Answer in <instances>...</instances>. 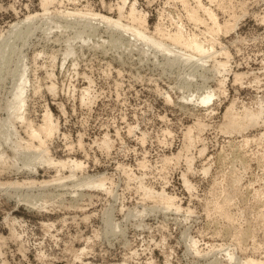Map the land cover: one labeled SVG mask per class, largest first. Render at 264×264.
Returning <instances> with one entry per match:
<instances>
[{"label": "rangeland", "instance_id": "1", "mask_svg": "<svg viewBox=\"0 0 264 264\" xmlns=\"http://www.w3.org/2000/svg\"><path fill=\"white\" fill-rule=\"evenodd\" d=\"M41 1L0 0V52L8 48L0 56V118L23 72L26 117L37 128L49 110L58 124L46 143L50 156L83 163L60 181L66 186L0 188V264H244L249 258L264 264V0H199L219 24H236L215 36L217 55L202 57L159 50L97 20L85 26V19L63 17L65 10L92 9L115 20L119 14L130 26L127 13L135 6L148 34L180 26L208 40L203 9L202 25L186 14L198 0H50L46 15ZM29 15L35 18L26 20ZM23 19L26 25L14 28ZM211 90L209 103L197 99ZM228 110L246 126L224 129ZM248 111H259L254 125ZM12 122L0 127L9 156L0 164V183L70 173L45 164L31 172L20 168V155L15 167L3 137L32 139L25 123ZM189 127L191 138L185 137ZM91 176L106 179L89 187ZM154 190L175 203L166 209Z\"/></svg>", "mask_w": 264, "mask_h": 264}, {"label": "bare ground", "instance_id": "2", "mask_svg": "<svg viewBox=\"0 0 264 264\" xmlns=\"http://www.w3.org/2000/svg\"><path fill=\"white\" fill-rule=\"evenodd\" d=\"M43 1V2H42ZM41 1V5L43 6L42 7V9H44V11H43V13L44 12H46L47 11V5H49V2H50V0H42ZM178 1V0H177ZM180 1V0H179ZM184 1V0H183ZM189 1V0H188ZM201 1V0H200ZM199 0L197 1V4H196V6L195 7H190V8H188L187 10H186V8H184L186 11H187V13L186 14H188V19H191L192 21H193V23L194 24H196V23H200L201 24V22H204V17L203 18H201L200 17V15H199V11L201 10V9H203L202 11H204L205 13H206V15H207V19H209L210 20V22L209 23H211L210 25L211 26H209L208 27V23L206 24V26L208 27V28H206L207 29V31L209 32V34H210V39H209V36H208V40L205 38V36H207L206 34L208 33H206L205 34V36H204V38L207 40H203V39H201V37L199 36V34H195V33H191V34H189V32H188V34H184V31L182 30V28L180 27V26H178L177 27V29L173 32V33H165L164 31H166V30H162V28H160L159 26L158 27H155L154 29H155V32L156 33H154V34H148V32H146L144 29H143V27L141 28V26H143V23L145 22L146 23V21H145V17H141V15H139V13H138V16L135 14V12H136V8H134L133 6L132 7H130L129 9H130V11L127 13V14H129L130 16H127V17H131V20L133 21V23H131V25L129 26V25H126L125 23H123L122 24V20H120V18H119V14H118V18L115 20V19H112V18H110V17H108V16H105V15H102V14H100L99 12L98 13H96L94 10L92 11V9L91 10H85V11H63V17H65V18H67V19H69V18H71V20H72V18H73V21H75L76 20V18L78 19H85V21H81V22H84V25H85V22H86V25H88L89 24V20H93V21H98L97 23L98 24H100V23H103L104 25H107V26H111L112 28H121L122 30H124V32L125 31H129L130 32V36L132 37V38H137V39H139V40H141L143 43H145V44H147V45H150V46H154L155 48H157V49H159V50H163V51H167L168 53H174V48H178L177 50H179V52H181V50H183L182 52L184 53V54H186V52H184V51H187V52H189L190 51V54L189 55H184V56H186V57H190V56H194L195 54H197L199 57H200V55L201 54H205V53H208L209 55L210 54H216V52L217 51H214V44H215V42H216V35L218 34V33H220L221 32V30H223V31H227V30H229V29H234V25H236L235 23H229V22H226L225 23V21H224V24H222V26H221V24H219L218 23V21H217V18H216V15H215V13H213L214 11H211V9L209 10L208 9V7L206 8V6L204 7L203 5H202V2H200ZM204 1V0H203ZM209 1V0H208ZM213 1H215V0H213ZM222 1H224V0H222ZM52 2V1H51ZM50 2V3H51ZM190 2V1H189ZM217 2H218V0H217ZM216 2V3H217ZM181 3V2H180ZM185 2H183L182 4H184ZM196 3V2H195ZM194 3V4H195ZM210 3H212L211 2V0H210ZM223 2H221V4H222ZM225 3V2H224ZM133 4V3H132ZM132 4H130V5H132ZM194 4H193V6H194ZM241 4V3H240ZM134 5V4H133ZM185 5V4H184ZM183 5V6H184ZM205 5V4H204ZM217 5H220V4H218L217 3ZM122 6V5H121ZM186 6V5H185ZM191 6V5H190ZM222 6L223 7H225L224 6V4H222ZM232 6V5H231ZM186 7H188V6H186ZM227 7V6H226ZM226 7H225V9H226ZM119 8V7H118ZM219 8H220V6H219ZM232 8V7H231ZM123 9V8H122ZM136 9V10H135ZM233 9V8H232ZM118 10V9H117ZM121 10V9H120ZM221 10H222V7H221ZM227 10H230V8H228ZM226 10V12H228ZM48 12V11H47ZM59 12V11H58ZM118 12H120V11H118ZM137 12H139V10L137 11ZM203 12V13H204ZM62 12H60V14H61ZM217 13V12H216ZM230 13H231V11H230ZM232 13H233V10H232ZM232 13H231V15H232ZM235 13H236V11H235ZM45 14V13H44ZM122 14H123V12H122ZM144 14V13H143ZM43 15V14H42ZM46 15V14H45ZM57 15H58V13H57ZM120 15H121V13H120ZM229 15V14H228ZM231 15H229L230 17H234L235 16V14H234V16H231ZM237 15V14H236ZM61 16V15H60ZM38 17V16H37ZM121 17V16H120ZM171 17V16H170ZM186 17V16H185ZM35 17H32L31 18V16L29 15V17L27 16V19L26 20H30V19H34ZM62 18V17H61ZM55 19H56V17H55ZM75 19V20H74ZM78 19V20H79ZM177 19H179V16L177 17ZM235 19L237 20V17H235ZM26 20L24 21V19H23V21L21 20V22H18V23H15V25H13L14 26V28H16V27H19V25H20V23L23 25V24H25L24 22H26ZM62 20V19H61ZM64 20V19H63ZM88 21V23H87V21ZM180 20V19H179ZM228 20H229V17H228ZM60 21V20H59ZM172 21V20H171ZM206 21V20H205ZM226 21H227V19H226ZM232 21V20H231ZM234 21V20H233ZM55 22V21H54ZM78 22V21H77ZM181 21H179V23H180ZM236 22V21H235ZM27 23V22H26ZM68 23V22H67ZM76 23V22H75ZM90 23H92V22H90ZM93 23H96V22H93ZM92 23V24H93ZM181 23H183V22H181ZM206 23V22H205ZM59 24V23H58ZM91 24V25H92ZM26 25V24H25ZM28 25V24H27ZM85 25V26H86ZM94 25V24H93ZM92 25V26H93ZM141 25V26H140ZM158 25V24H157ZM156 25V26H157ZM202 25V24H201ZM203 25H204V23H203ZM177 26V25H176ZM196 26V25H195ZM162 27V26H161ZM20 28V27H19ZM163 28V29H164ZM194 28H196V27H194ZM184 29V28H183ZM198 29V28H197ZM205 29V28H204ZM84 30V29H83ZM203 32H204V30H202ZM82 32V29L79 31H77V33H76V36H77V38L78 37H81V33ZM121 32V31H120ZM168 32V31H167ZM224 32V33H225ZM13 33V32H12ZM11 33V34H12ZM153 33V32H152ZM202 33V32H201ZM8 34V33H7ZM10 34V35H11ZM15 36H17V37H21L20 36V32H19V30H17V31H15L14 33H13ZM123 34V33H122ZM129 34V33H128ZM208 34V35H209ZM3 35H5V34H3ZM204 35V34H203ZM219 35V34H218ZM2 36V35H1ZM0 36V37H1ZM8 37V36H7ZM76 38V39H77ZM81 39V38H80ZM165 39H168V40H170V42L168 43ZM1 40H4V37H1ZM18 40V39H17ZM21 40V39H20ZM168 43V44H171V45H173V46H171V45H166L165 44V41ZM218 40V39H217ZM218 42V41H217ZM3 43V42H2ZM10 43V42H9ZM218 43H220V42H218ZM217 44V43H216ZM3 45H4V43H3ZM3 45H2V48H3ZM7 45V44H6ZM1 46V45H0ZM9 46H11L10 44H9ZM214 46V47H213ZM220 46V45H219ZM218 46V47H219ZM7 47V46H6ZM15 47V46H14ZM13 47V48H14ZM17 47V46H16ZM145 47V46H144ZM149 47V46H148ZM5 48V47H4ZM4 48L2 49V51L0 52V56H3L4 54H5V50L6 49H8V48H6L5 50H4ZM12 48V49H13ZM221 48V47H220ZM9 49H11V48H9ZM146 49H147V46H146ZM224 49V48H223ZM68 50V49H67ZM149 50V49H148ZM155 50V49H154ZM218 50V49H217ZM225 50V49H224ZM224 50L222 51V49H221V52H224ZM9 51V50H8ZM70 51H71V49H70ZM162 51V52H163ZM10 52H12V51H10ZM9 52V53H10ZM68 51H66V53H67ZM72 52V51H71ZM70 52V53H71ZM181 52V53H182ZM220 52V51H219ZM219 52H217V53H219ZM69 53V52H68ZM158 54V53H157ZM160 54H162V53H160ZM223 54H226V51H225V53H223ZM8 55V54H7ZM68 55V54H67ZM174 55H175V53H174ZM174 55L172 56L173 58H175L174 57ZM213 55V56H214ZM217 55V54H216ZM5 56V55H4ZM164 56H166V55H164ZM168 56H170V55H168ZM167 56V57H168ZM171 56H170V58H171ZM211 56V55H210ZM210 56H207V54H206V57L208 58V57H210ZM163 57V56H162ZM196 57V56H195ZM201 57H202V55H201ZM221 57V56H220ZM226 57H228L227 56V54H226ZM166 58V57H165ZM169 58V57H168ZM214 58V57H213ZM176 59V58H175ZM177 59H178V57H177ZM180 59H181V57H180ZM186 59V58H185ZM184 59V60H185ZM199 59V58H198ZM210 59H211V57H210ZM228 59V58H227ZM202 60V59H201ZM166 61H167V59H166ZM206 61V60H205ZM214 61H216V58H215V60ZM228 61V60H227ZM168 62V61H167ZM173 62V59H172V61H171V63ZM175 62V61H174ZM177 62H180V61H177ZM189 62V61H188ZM194 62V61H193ZM202 62V61H201ZM204 62V61H203ZM230 62V61H229ZM169 63H170V61H169ZM176 63V62H175ZM183 63V62H182ZM206 63V62H205ZM213 64V63H212ZM217 64V63H216ZM218 66L220 67L221 66V68L222 67H225L226 66V60L225 61H221V60H219L218 61ZM228 64V63H227ZM167 66V65H166ZM190 66V65H189ZM196 66H198L197 64H196ZM194 67V66H193ZM198 67H200V66H198ZM197 67V68H198ZM216 67H217V65H216ZM216 67H215V69H216ZM229 67V66H228ZM225 69V68H224ZM193 70H196V69H193ZM217 70H219V68L217 69ZM198 71V70H197ZM220 71V70H219ZM202 72V71H201ZM225 72V71H224ZM190 73V72H189ZM242 77V76H241ZM236 78V77H235ZM236 81V80H235ZM26 82H27V80H26V77H25V75H24V73L23 72H21V74H20V78H19V81H18V83L16 84V87H14V90H13V94H12V100L10 101V102H8V104H7V106H5L6 108V114H7V116L5 117V118H0V127H1V124H10L12 121H14V120H18V121H21L22 123H25V127H26V134H27V136H30V139H32V142L30 141V140H28V138H27V140H23V138H21V137H15L14 139L12 138V137H10V133H8V132H6V136H4L3 137V140H4V142H6V143H9V148L12 150V152H13V155H12V159H13V161H12V164L15 166L16 164H17V161L16 160H18L19 158H18V156L20 155L21 157H22V162H20L21 163V167L20 168H26V169H28L29 171H31V172H36L38 169V165L40 166V165H43V164H45V165H47V167L49 166H51V167H53V168H57L58 170H62V169H64V168H68V171H70V173L67 175V176H62L61 177V175H58L55 179L53 178V180L52 179H50V180H52V181H42V182H40L39 181V183H37L36 182V180L34 181L33 179L32 180H29V181H18V180H16V181H12V182H4V183H0V188L1 187H5L6 189L7 188H9V187H12V188H14V190H17L18 191V189L20 188H24V187H34V186H36V185H38V186H41V185H46V184H48V183H56V182H58L57 184L58 185H64V184H61V183H63V182H60V181H62V180H64V179H66V178H70V177H73L74 176V171L77 169V168H79V167H82V161H78V160H76V159H66V160H56L55 158H52L51 156H50V154H49V150H48V143H47V140L48 139H51V137L55 134V132L57 131V129H58V124L56 123V122H54L53 121V118H52V114L50 113V111L49 110H46L43 114V117H42V123L41 124H39V125H37V128L33 125V123L26 117V113H25V107H26V101H25V93H26ZM220 82H221V80H220ZM220 82H219V84H220ZM187 83V82H186ZM223 83V82H222ZM52 86H50V87H53L54 85L53 84H51ZM223 85V84H222ZM183 86V85H182ZM52 89V88H51ZM213 91H215L214 89H213ZM53 92V91H52ZM215 93V92H214ZM214 93L212 92V90L211 91H208V92H206V93H204V94H202V95H199L198 94V97H197V99L201 102V103H204V104H206V103H209L210 101H211V99H212V97L214 96ZM11 96V95H10ZM168 96V95H167ZM187 96V95H186ZM11 99V98H10ZM9 99V100H10ZM84 99V98H83ZM191 99H192V97H191ZM85 103V102H84ZM194 103V102H193ZM229 109V108H228ZM229 111V110H228ZM226 112V111H225ZM237 113V112H236ZM227 114V113H226ZM241 114V113H240ZM239 114V115H240ZM260 114H259V111H257V112H247L246 113V119H248V123L250 124V125H254L255 123H256V121H257V119L259 118L258 116H259ZM227 116V123H225L226 125V128H224V129H229V130H237V131H239V129L241 128V127H245L246 126V124H245V122L243 123L244 125L242 126V120L241 121H239V119H237V117H238V115H236L235 114V117H234V113H231L230 111L228 112V114L226 115ZM225 116V117H226ZM237 116V117H236ZM241 116V115H240ZM241 118V117H240ZM245 119V118H244ZM15 122H17V121H15ZM13 123V122H12ZM21 123V124H22ZM38 124V123H37ZM200 124L201 123H199V126H200ZM203 124V123H202ZM224 124V123H223ZM15 125V124H14ZM36 125V124H35ZM197 125V124H196ZM20 126V125H19ZM22 126V125H21ZM195 126V125H194ZM197 127L196 129H198V128H200V127ZM224 126V125H223ZM224 126V127H225ZM248 126V125H247ZM23 127V126H22ZM204 127V126H203ZM16 128V127H15ZM21 128V127H20ZM195 128V127H194ZM5 129H6V127H5ZM11 129V128H10ZM201 129V128H200ZM199 129V130H200ZM244 129V128H243ZM243 129H241L242 131H243ZM1 130V129H0ZM3 130V129H2ZM7 130V129H6ZM6 130H4V132L6 131ZM24 130V131H25ZM193 130V129H192ZM9 131V130H8ZM12 131V130H11ZM18 130H15L14 132H12L13 134L15 133V132H17ZM23 131V132H24ZM188 131H191V129H190V127H189V129L187 130V132ZM225 131H227V130H225ZM19 132V131H18ZM200 132V131H199ZM232 132V131H231ZM241 132V131H240ZM24 133V134H25ZM0 134H2V133H0ZM12 134V135H13ZM17 134V133H16ZM19 134V133H18ZM187 134V136H185ZM184 136L185 137H187V138H191V136H190V132H188V133H186ZM15 135V134H14ZM262 135V134H261ZM264 135V134H263ZM3 136V135H2ZM19 136V135H18ZM26 136V135H25ZM26 136V137H27ZM25 137V138H26ZM264 137V136H263ZM36 138H37V140H36ZM36 140V141H38V144L37 145H35L34 143H33V140ZM262 140V139H261ZM103 141V140H102ZM187 142H188V140H186ZM191 141V140H190ZM201 141V140H200ZM264 141V140H263ZM49 142V141H48ZM194 142V141H193ZM192 142V143H193ZM1 143H2V141H1ZM1 143H0V164L1 163H4L5 162V158H6V161L8 162V160H7V157L9 158V156H7V154H6V152L3 150L2 151V149H1ZM47 143V144H46ZM191 143V144H192ZM80 144H83V143H79V146H82V145H80ZM102 144V143H101ZM107 142H106V140H104V145H106L107 146ZM190 144V143H189ZM190 144V145H191ZM98 145V144H97ZM187 145V144H186ZM103 146V145H102ZM101 146V147H102ZM105 146V147H106ZM108 146H109V144H108ZM7 147V146H6ZM104 147V148H105ZM186 147V146H185ZM107 148V147H106ZM5 149V148H4ZM109 149V148H108ZM242 149V148H241ZM108 151V150H107ZM189 158V157H188ZM21 159V158H20ZM190 159V158H189ZM260 159V158H259ZM262 159V158H261ZM11 160V159H10ZM11 164V165H12ZM187 164V163H186ZM5 165H7L6 163H5ZM10 165V166H11ZM0 166H2V165H0ZM3 167H5V166H3ZM13 167V166H12ZM16 167V166H15ZM2 168V167H1ZM10 169H11V167H9ZM14 168V167H13ZM3 169V168H2ZM19 169V168H18ZM7 170V169H6ZM56 170V169H55ZM207 170V169H206ZM1 171H4V170H1ZM76 171H78V169L76 170ZM58 172V171H57ZM76 173V172H75ZM57 174H59V173H57ZM62 174V173H61ZM56 175V174H55ZM77 175V174H76ZM88 176V175H87ZM86 176V177H87ZM90 176V175H89ZM88 176V177H89ZM101 177V176H100ZM91 178H93L92 176H91ZM96 178V177H95ZM98 178V177H97ZM102 178V177H101ZM84 179H85V177H84ZM83 179V180H84ZM87 179V178H86ZM103 179H106V178H103ZM103 179L101 180V179H99V180H94V178H93V180H88V182L86 183L89 187H97V185H102V183L105 181H103ZM237 179V178H236ZM24 180V179H23ZM73 180H74V178H73ZM76 180L78 181V183H79V180L77 179V177H76ZM186 180V179H185ZM9 181V180H8ZM81 181H82V179H81ZM85 181V180H84ZM83 181V182H84ZM103 181V182H102ZM75 182V181H74ZM83 182L81 183V185H83ZM237 182V181H236ZM60 183V184H59ZM65 183V182H64ZM238 183V182H237ZM236 183V184H237ZM74 184H76V183H74ZM186 184V183H185ZM48 185H50V184H48ZM80 185V184H79ZM79 185H77V186H79ZM42 186V187H43ZM53 186V185H52ZM64 186H66V185H64ZM73 186V185H72ZM45 187H47V185L45 186ZM86 187V186H85ZM99 187H101V186H99ZM151 188V187H150ZM11 189V188H10ZM27 189V188H26ZM30 189V188H29ZM34 189V188H33ZM142 189V188H141ZM0 190H2V189H0ZM9 190V189H8ZM13 190V189H12ZM45 190V189H44ZM146 190V189H145ZM149 190V189H148ZM151 190V189H150ZM6 191V190H5ZM11 191V190H10ZM21 191V190H20ZM147 191V190H146ZM146 191H144V194H145V192ZM14 192V191H13ZM46 192V191H45ZM148 192V191H147ZM154 192H155V190H154ZM160 192V191H159ZM8 193V192H7ZM17 193V192H16ZM74 193H75V191H74ZM77 193V192H76ZM149 193H150V191H149ZM151 193L154 195V196H156L157 198H156V200H158V201H160V203H162V204H164V207H166V209L171 205V204H173V203H175L172 199V197H169V196H167V195H164L165 194V192H160V193H156L155 192V194L151 191ZM150 193V194H151ZM164 193V194H163ZM18 194V193H17ZM20 194V193H19ZM24 194V193H23ZM147 194V193H146ZM228 194V193H227ZM42 195V194H41ZM45 195V194H44ZM148 195V194H147ZM19 196H21V194L19 195ZM18 196V197H19ZM22 196H24V195H22ZM22 196L20 197V198H22ZM30 196V195H29ZM28 196V197H29ZM154 196H153V198H154ZM16 197V196H15ZM26 197V196H25ZM24 197V198H25ZM147 197V196H146ZM31 198V197H30ZM30 198H27L26 197V202H28V203H33V205H35L36 203V201L35 202H33L32 200L33 199H30ZM172 198V199H171ZM18 199V198H17ZM23 199V198H22ZM29 199V200H28ZM42 199V198H41ZM155 199V198H154ZM227 199V198H226ZM225 199V200H226ZM31 200V201H30ZM43 200H45V199H43ZM155 200V201H156ZM228 200V199H227ZM231 200V199H230ZM172 201H173V203H172ZM260 201V200H259ZM23 202V201H22ZM45 202H46V200H45ZM223 202H229V201H223ZM226 203V204H227ZM217 204V203H216ZM220 204V203H219ZM41 206V205H40ZM173 206V205H172ZM220 206V205H219ZM218 206V207H219ZM171 207V206H170ZM174 207V206H173ZM179 208V207H178ZM176 209V208H175ZM218 209V208H217ZM220 209V208H219ZM222 209H224L223 207H222ZM165 210V209H164ZM220 211V210H219ZM224 211V210H223ZM224 213V212H223ZM53 225V224H52ZM227 229H229V228H227ZM242 233V232H241ZM244 233V232H243ZM231 234V233H230ZM247 234V233H246ZM241 235V234H240ZM239 236V235H238ZM234 237V236H233ZM235 238V237H234ZM237 239V238H236ZM234 240V239H233ZM238 241V243L240 244V242L239 241H241L240 240V238H238L237 239ZM243 241V240H242ZM241 241V242H242ZM195 243V242H194ZM235 245V244H234ZM195 246V245H194ZM255 247V246H254ZM194 249H196L197 250V248L196 247H193ZM229 255V254H228ZM231 255V254H230ZM229 255V257H231ZM232 259V258H231ZM244 264H262L261 262H259V261H257V260H255V259H246L245 261H244Z\"/></svg>", "mask_w": 264, "mask_h": 264}]
</instances>
